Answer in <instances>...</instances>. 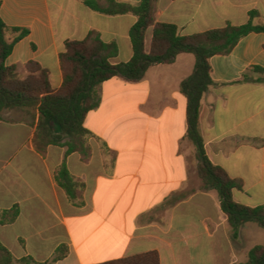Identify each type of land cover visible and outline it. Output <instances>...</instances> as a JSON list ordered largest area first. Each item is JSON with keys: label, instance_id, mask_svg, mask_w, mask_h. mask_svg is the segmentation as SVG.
<instances>
[{"label": "crops", "instance_id": "1", "mask_svg": "<svg viewBox=\"0 0 264 264\" xmlns=\"http://www.w3.org/2000/svg\"><path fill=\"white\" fill-rule=\"evenodd\" d=\"M251 12L253 25H264V0H158L155 22L189 36L244 25ZM0 19L28 31L5 65L26 76V65L36 62L53 90L63 83L59 55L67 41L93 31L117 46L112 65L133 55L136 17L102 15L80 0H0ZM152 31L145 34L146 53ZM194 66V56L182 53L170 65L150 67L137 83L104 82L99 106L83 123L90 133L86 157L61 145L37 150V110L2 112L0 244L15 260L50 264L61 253L52 264H100L153 252L159 264H244L253 247L264 246V228L254 223L232 237L217 193L204 190L197 175L179 90ZM209 66L211 85L199 110L206 157L243 182L232 191L235 203L264 206V77L253 71L264 69V33L246 35ZM68 181L80 186L72 199L63 186Z\"/></svg>", "mask_w": 264, "mask_h": 264}, {"label": "trees", "instance_id": "2", "mask_svg": "<svg viewBox=\"0 0 264 264\" xmlns=\"http://www.w3.org/2000/svg\"><path fill=\"white\" fill-rule=\"evenodd\" d=\"M80 1L88 9L102 15L131 14L136 17L129 31L132 58L126 63L112 65L111 60L117 56V46L102 42L97 32H89L82 41L65 42L59 55L63 83L59 89L53 90L47 70L36 62L26 65V76H21L15 66L5 65L13 45L27 36L28 31L9 29L0 19V120L5 110H37L39 122L33 138L37 150L42 151L49 145H61L66 148L67 154L78 153L86 157L90 151V133L83 123L87 113L99 106V88L104 82L119 78L127 83H137L150 67L170 65L179 54H192L195 58L194 70L181 82L179 90L186 99L187 139L195 148L197 175L204 190L217 193L234 239L244 223H254L264 228V206L251 208L233 201L232 191L242 190L243 182L231 179L224 170L210 163L199 132L201 99L211 85L209 59L215 55L229 54L238 41L250 33H264V25L255 26L252 23L257 13H249L250 20L241 26L227 24L221 29L181 36L176 26L155 22L158 0H141L137 5L115 0ZM151 27V46L146 53L144 39ZM8 33L17 36L9 42L6 38ZM253 71L264 77V69L253 68ZM261 82H264V78ZM63 186L71 199L75 197L74 190L80 187L70 181ZM59 254L50 264L61 258ZM14 262L9 251L0 244V264ZM18 263H26V260H19ZM100 264H159V261L157 254L150 252ZM244 264H264V246L253 247Z\"/></svg>", "mask_w": 264, "mask_h": 264}, {"label": "rangeland", "instance_id": "3", "mask_svg": "<svg viewBox=\"0 0 264 264\" xmlns=\"http://www.w3.org/2000/svg\"><path fill=\"white\" fill-rule=\"evenodd\" d=\"M3 114V113H2ZM15 260V259H14ZM14 264H24V263H18V260H15Z\"/></svg>", "mask_w": 264, "mask_h": 264}]
</instances>
